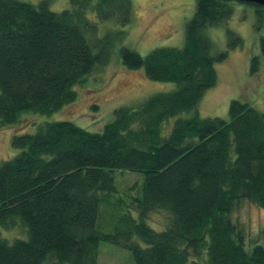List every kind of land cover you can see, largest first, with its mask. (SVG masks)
I'll return each mask as SVG.
<instances>
[{
    "label": "trees",
    "instance_id": "16d2710c",
    "mask_svg": "<svg viewBox=\"0 0 264 264\" xmlns=\"http://www.w3.org/2000/svg\"><path fill=\"white\" fill-rule=\"evenodd\" d=\"M90 2L72 0V8L53 13L47 2L0 0V128L16 125L23 114L48 115L74 102L73 89L104 63L85 38L96 32L87 18ZM234 2L195 0L181 48L142 57L120 50L128 70L177 84L175 91L114 110L102 133L59 121L11 138L20 154L0 162V227L11 229L18 220L27 239L10 244L0 238V264H97L100 242L127 250L134 264H264V226L249 244L230 218L240 201L264 211V114L232 101L228 121L178 118L167 136L161 134L168 119L195 109L216 84L214 65L227 53L213 54L204 34L227 22ZM241 4L255 8L259 27L264 7ZM92 10L97 20L121 27L133 12L131 0H97ZM260 48L264 54V36ZM116 171L143 176L141 195L130 205L139 221L128 209L104 234L96 222L106 194L115 192ZM160 211L171 219L155 232L144 220Z\"/></svg>",
    "mask_w": 264,
    "mask_h": 264
},
{
    "label": "rangeland",
    "instance_id": "374dc122",
    "mask_svg": "<svg viewBox=\"0 0 264 264\" xmlns=\"http://www.w3.org/2000/svg\"><path fill=\"white\" fill-rule=\"evenodd\" d=\"M30 5L47 2L48 9L62 12L72 8V0H17ZM133 12L131 22L126 27L114 21L97 20L92 7L97 0H91L87 18L94 23L95 34L87 32L86 41L95 54L102 53L104 63L97 65L86 81L73 90L76 99L48 115L27 113L19 118L16 125L0 128V162L15 158L20 154L11 146V138L17 135L35 134L38 125L52 122H71L89 133H102L104 126L114 119V110L123 107L136 108L155 94H165L176 90L177 84L150 82L142 70H128L121 62L120 50L127 48L138 55L146 56L154 49L163 47L181 48L184 44L185 25L193 18L195 0H131ZM232 16L225 24L209 28L205 32L212 43V53L226 52L227 59L214 65L216 84L209 88L199 100L195 109L181 113L167 120L162 135L167 136L178 119H188L197 115L203 119L221 118L229 120L232 101L246 103L264 114V54L260 39L264 36V20L259 24L255 8L232 3ZM258 28V29H257ZM231 32L235 38L227 36ZM235 39L241 43L236 48L228 46ZM257 63L253 67L252 61ZM114 191L107 193L99 208L97 227L100 232L112 233L117 218L127 210L135 221L138 213L130 208L133 199L141 195L143 176L133 172H115ZM230 216L234 224L245 230L246 243L256 240L264 226V211L249 202L240 201L234 206ZM171 215L167 211L150 213L144 222L155 232H161L169 225ZM27 229L20 221L11 229L0 227V238L8 243L26 238ZM139 246L145 244L134 238ZM97 250V264H134L132 256L122 247L100 242ZM48 261L44 264H52Z\"/></svg>",
    "mask_w": 264,
    "mask_h": 264
},
{
    "label": "water",
    "instance_id": "95a60500",
    "mask_svg": "<svg viewBox=\"0 0 264 264\" xmlns=\"http://www.w3.org/2000/svg\"><path fill=\"white\" fill-rule=\"evenodd\" d=\"M233 1H238L241 3H253L264 7V0H233Z\"/></svg>",
    "mask_w": 264,
    "mask_h": 264
}]
</instances>
